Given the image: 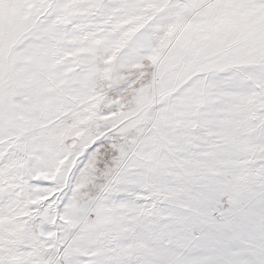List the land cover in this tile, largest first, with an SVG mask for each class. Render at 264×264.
I'll return each instance as SVG.
<instances>
[{
    "label": "snow or ice",
    "instance_id": "6c2138e0",
    "mask_svg": "<svg viewBox=\"0 0 264 264\" xmlns=\"http://www.w3.org/2000/svg\"><path fill=\"white\" fill-rule=\"evenodd\" d=\"M0 264H264V0H0Z\"/></svg>",
    "mask_w": 264,
    "mask_h": 264
}]
</instances>
